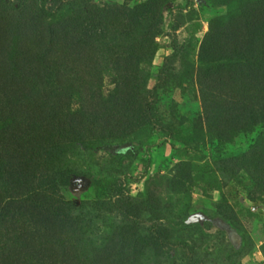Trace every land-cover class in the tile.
Masks as SVG:
<instances>
[{
  "label": "rangeland",
  "instance_id": "374dc122",
  "mask_svg": "<svg viewBox=\"0 0 264 264\" xmlns=\"http://www.w3.org/2000/svg\"><path fill=\"white\" fill-rule=\"evenodd\" d=\"M261 19L264 0H0V264H264L241 59L264 58Z\"/></svg>",
  "mask_w": 264,
  "mask_h": 264
},
{
  "label": "trees",
  "instance_id": "16d2710c",
  "mask_svg": "<svg viewBox=\"0 0 264 264\" xmlns=\"http://www.w3.org/2000/svg\"><path fill=\"white\" fill-rule=\"evenodd\" d=\"M264 20L261 19V24ZM260 29V28H259ZM257 34V36H256ZM256 41L259 37L258 33H255ZM245 51V56L241 59L248 61L253 66V79L250 94V109L252 111V116L255 125H261L264 123V64L263 52L259 53V49L256 46V42L247 44L243 48ZM263 58V59H261ZM254 63V64H253ZM255 65V69H254Z\"/></svg>",
  "mask_w": 264,
  "mask_h": 264
}]
</instances>
